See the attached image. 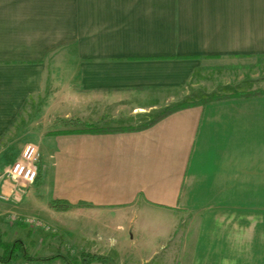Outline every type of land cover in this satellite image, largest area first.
<instances>
[{"label": "crops", "instance_id": "obj_1", "mask_svg": "<svg viewBox=\"0 0 264 264\" xmlns=\"http://www.w3.org/2000/svg\"><path fill=\"white\" fill-rule=\"evenodd\" d=\"M261 57L264 0H0V173L34 98L62 119L134 125L114 122L204 87L209 59ZM60 129L40 196L16 200L31 199L72 254L177 264L173 246L179 264H264V95L194 105L139 131Z\"/></svg>", "mask_w": 264, "mask_h": 264}, {"label": "rangeland", "instance_id": "obj_2", "mask_svg": "<svg viewBox=\"0 0 264 264\" xmlns=\"http://www.w3.org/2000/svg\"><path fill=\"white\" fill-rule=\"evenodd\" d=\"M223 62L224 61L218 59H209L206 63L208 67H205L203 70L204 78L202 81L205 83V86L199 89H192L179 103L198 102L206 98V96L213 94L220 96L264 90V57L233 58L230 61H225L228 63ZM168 103L171 104L166 106ZM179 103L174 104L166 101L160 105L159 109H157L158 111H151L143 114L127 115L126 112L123 111L118 114L114 124L138 125L148 121L155 114H159L166 108L175 106ZM44 104L45 99L42 96L32 99L29 101L27 108L23 109L19 118H17L18 136L16 138L13 137V144H11L10 148L11 152L9 151V156H11V158H6L4 160L5 167L3 173H0V235L5 242L22 240L28 245L29 252L33 257L42 259L53 258L51 262L48 263L64 264V258H72L80 255L71 253L67 242L60 238L59 233L53 228V224L44 216V213L36 211V207L31 202V199H28V201L21 200V197L20 201H17V193L9 200L1 198V193L5 190V188L3 189V184L6 179V171L20 160V156L17 157L14 155L28 144H33L37 147L38 160H36V162L38 163V175L34 183L24 188V191H21L19 195H26L31 190V194L35 195V197L40 196L39 191L34 188L35 185H37V180L43 168L44 154L47 153V142L50 140L49 133L55 128H63L57 132L70 128H83V123L86 122L80 116L67 120L55 115L52 116V114L44 109ZM70 121H73V123L70 124ZM109 122H106V125H108ZM12 184L13 182L11 181V185ZM29 218L39 220L42 222L43 227L27 224L25 220ZM47 227L49 228L47 229ZM1 251L3 252V250ZM167 253L168 255H173L177 264L184 259L182 250L174 249L173 246L168 249ZM165 256V253L162 252L161 255L156 257L157 262H162ZM108 257L112 259L113 262H116L112 255ZM42 259H40V261H43ZM23 261H25L24 258L19 257L15 261L7 264H22ZM167 261L168 260L164 263ZM169 263L172 264L170 260L167 264Z\"/></svg>", "mask_w": 264, "mask_h": 264}, {"label": "trees", "instance_id": "obj_3", "mask_svg": "<svg viewBox=\"0 0 264 264\" xmlns=\"http://www.w3.org/2000/svg\"><path fill=\"white\" fill-rule=\"evenodd\" d=\"M258 95H264V90H258V91H250L246 93H235V94H225V95H209L206 96V98L198 101V102H181L175 106L168 107L159 114H155L152 118H150L148 121L138 124V125H128V126H117V127H100L97 123H83V128H75L70 130H62L59 133H83V132H117V131H139L146 129L148 127H151L155 125L157 122L161 121L168 115L194 106V105H202L205 106L206 104L227 99V98H238V97H251V96H258ZM73 121H70V124H72ZM50 207L56 210H69L73 207V204L70 203L67 200L63 199H53L50 201ZM3 250V252L1 251ZM19 257L24 258V260H40L42 258L33 257L30 252L28 245L23 242L22 240H17L15 242H5L3 241L1 235H0V263L7 264L12 261H15ZM53 258H43V261L51 262ZM94 263H102V264H116L113 262L112 259H110L108 256H101L96 254H89V253H83L80 256H74L72 258H64V264H94Z\"/></svg>", "mask_w": 264, "mask_h": 264}, {"label": "built area", "instance_id": "obj_4", "mask_svg": "<svg viewBox=\"0 0 264 264\" xmlns=\"http://www.w3.org/2000/svg\"><path fill=\"white\" fill-rule=\"evenodd\" d=\"M38 160L37 147L33 144H28L22 152V156L18 162H16L11 168L6 171L5 181H12L10 192L5 190L1 193V198L9 200L16 193L24 191L23 189L33 184L38 175ZM4 189V184H3ZM25 220V219H24ZM25 222L29 225H36L37 227H43L42 222L35 218L26 219ZM49 227H47L48 229ZM22 264H50L40 260H25Z\"/></svg>", "mask_w": 264, "mask_h": 264}]
</instances>
